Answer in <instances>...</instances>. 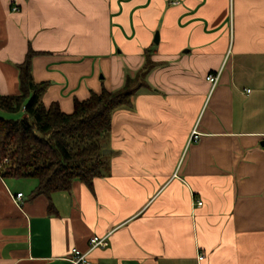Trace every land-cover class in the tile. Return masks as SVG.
Masks as SVG:
<instances>
[{"label": "crops", "instance_id": "crops-1", "mask_svg": "<svg viewBox=\"0 0 264 264\" xmlns=\"http://www.w3.org/2000/svg\"><path fill=\"white\" fill-rule=\"evenodd\" d=\"M29 50L64 113L150 68L92 189L0 176V264H264V0H0V95Z\"/></svg>", "mask_w": 264, "mask_h": 264}, {"label": "trees", "instance_id": "trees-1", "mask_svg": "<svg viewBox=\"0 0 264 264\" xmlns=\"http://www.w3.org/2000/svg\"><path fill=\"white\" fill-rule=\"evenodd\" d=\"M37 54L29 50L19 65L20 95H0L1 111L23 113L16 119L0 116V176L34 179L32 198L50 199L55 192H69L76 181L92 189L94 180L107 169L103 152L109 143L112 115L131 107L134 95L146 87L149 61L121 89H102L84 101L75 100L73 111L64 113L57 104L46 106L42 101L48 84L35 83L31 74Z\"/></svg>", "mask_w": 264, "mask_h": 264}, {"label": "built area", "instance_id": "built-area-1", "mask_svg": "<svg viewBox=\"0 0 264 264\" xmlns=\"http://www.w3.org/2000/svg\"><path fill=\"white\" fill-rule=\"evenodd\" d=\"M173 3H176L175 1H173ZM13 11H18V7L14 6L12 8ZM219 77L220 74H211L208 77H206V80L208 83H210L213 87H215L218 82H219ZM198 139V136L196 133H194V135L192 136V140H196ZM23 197L22 193L16 194L14 196V200L16 202H19ZM198 206H202V202H198L197 203ZM108 236L105 237H98L95 236L93 238L90 239L89 241V250L87 252H82L78 249H73L71 251V257L69 258V261L71 264H91L90 260H89V254L91 251L97 249V248H102L105 249L108 247L109 242H108ZM204 257L203 255L199 256V260H202Z\"/></svg>", "mask_w": 264, "mask_h": 264}, {"label": "rangeland", "instance_id": "rangeland-1", "mask_svg": "<svg viewBox=\"0 0 264 264\" xmlns=\"http://www.w3.org/2000/svg\"><path fill=\"white\" fill-rule=\"evenodd\" d=\"M0 116L1 117H4V118H13V119H16V118H20L21 116H23V113L22 112H19V113H7V112H4V111H1L0 110ZM107 156V159H109L108 155Z\"/></svg>", "mask_w": 264, "mask_h": 264}, {"label": "water", "instance_id": "water-1", "mask_svg": "<svg viewBox=\"0 0 264 264\" xmlns=\"http://www.w3.org/2000/svg\"><path fill=\"white\" fill-rule=\"evenodd\" d=\"M110 153H111L110 150H105V151L103 152L104 155H108V154H110Z\"/></svg>", "mask_w": 264, "mask_h": 264}]
</instances>
